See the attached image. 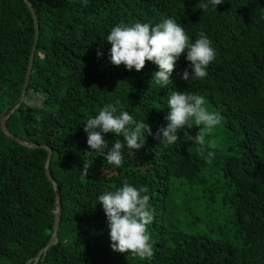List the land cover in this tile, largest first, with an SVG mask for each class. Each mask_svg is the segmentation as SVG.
Here are the masks:
<instances>
[{
	"label": "trees",
	"instance_id": "1",
	"mask_svg": "<svg viewBox=\"0 0 264 264\" xmlns=\"http://www.w3.org/2000/svg\"><path fill=\"white\" fill-rule=\"evenodd\" d=\"M29 2L39 36L20 101L34 17L24 0H0V119L8 114L10 133L52 149L58 240L35 264H264V0H225L207 12L197 7L200 0ZM166 18L180 23L192 42L200 32L213 42L216 58L206 78L182 79L185 69L191 72L186 54L166 88L150 83L159 70L152 62L140 72L110 62L106 37L115 25L155 26ZM174 90L199 93L209 110L221 113L213 145H197L183 133L174 145L155 138L168 124L167 98ZM31 92L37 103L26 100ZM116 100L153 133L141 150L124 152L119 168L91 151L83 130L89 117ZM197 131L190 130L193 136ZM105 139L111 146L117 137ZM46 157L45 147L19 144L0 126V264H25L52 234L55 190ZM83 161L92 168L82 179ZM124 180L149 188L155 210L150 258L111 248L98 197ZM193 210L203 217L208 210L207 221L197 223Z\"/></svg>",
	"mask_w": 264,
	"mask_h": 264
},
{
	"label": "clouds",
	"instance_id": "2",
	"mask_svg": "<svg viewBox=\"0 0 264 264\" xmlns=\"http://www.w3.org/2000/svg\"><path fill=\"white\" fill-rule=\"evenodd\" d=\"M225 0H200L197 7L207 12L211 7L217 10ZM111 45L110 62L114 66H125L128 71L137 72L146 67L147 62L158 66L153 73L151 84L165 87L173 83L171 76L180 57L186 54L190 62L191 72L185 69L182 79H203L208 75V67L216 58L213 42L200 32L195 42L189 37L185 28L175 19L166 18L153 26L150 23L121 22L115 25L106 37ZM98 57L103 55L98 49ZM170 109L166 120L168 124L155 134V138L165 146L174 145L180 139L181 133L187 140L200 146H210L214 129L223 120L219 111H211L206 106L205 96L189 91H172L167 98ZM197 128L195 136L190 132ZM87 133V144L91 151L98 152L107 163L119 168L124 161V152L141 150L146 143V134L152 136L151 126L144 121H137L128 111L122 110L119 100L107 103L94 117H89L84 125ZM115 134L117 139L109 146L105 134ZM120 137H123L121 141ZM208 152V156H213ZM92 168L90 162L83 161L81 178L89 177ZM148 186L134 187L127 180L122 187L104 191L99 197V203L107 217V226L114 252L127 253L141 259L154 255L151 235L148 226L154 221L155 210L150 207Z\"/></svg>",
	"mask_w": 264,
	"mask_h": 264
},
{
	"label": "water",
	"instance_id": "3",
	"mask_svg": "<svg viewBox=\"0 0 264 264\" xmlns=\"http://www.w3.org/2000/svg\"><path fill=\"white\" fill-rule=\"evenodd\" d=\"M28 9L30 10L32 16L34 17V39H33V44H32V48L30 51V56H29V60H28V65H27V70H26V75H25V79H24V84L21 90V94L19 97V100L22 101L27 89V84H28V78H29V74H30V70H31V66L33 64V57H34V53H35V48H36V44L38 41V36H39V25H38V20H37V16L35 13V10L33 8V6L31 5V3L29 2V0H24ZM13 109L10 110V112H12ZM7 115H5L4 117H2L0 119V126L3 129V131L5 132V134L9 137H11L13 140H15L16 142H18L19 144H23L26 146H30V147H37V146H41V147H45L47 149V157H46V161L44 164V169H45V174L47 176V178L49 180H51L54 190H55V210H54V221H53V226H52V234L48 240V242L37 252V254L31 258L28 259L25 264H35L37 259L41 256H43L47 250L57 242L58 237H57V229H58V225H59V219H60V193H59V188L56 184V181L52 178L50 170H49V162L51 160V156H52V149L50 147H48L45 144H37V143H28L23 141L22 139L18 138L17 136L13 135L12 133H10L5 125H4V121Z\"/></svg>",
	"mask_w": 264,
	"mask_h": 264
},
{
	"label": "rangeland",
	"instance_id": "4",
	"mask_svg": "<svg viewBox=\"0 0 264 264\" xmlns=\"http://www.w3.org/2000/svg\"><path fill=\"white\" fill-rule=\"evenodd\" d=\"M36 13V12H35ZM27 99H29V100H34V102H38L37 101V99H38V96L37 95H35V93H33V92H31V94H28L27 96H26V100ZM223 212H225V210H224V208H223ZM189 215L191 216V217H194L195 218V216L197 217V216H200V219L199 220H196V222L197 223H200L201 221H203V222H206L207 221V216H208V210H207V213H206V217H203V214H201L198 210H193L192 212H189ZM184 220H186V218L185 217H183V222H184Z\"/></svg>",
	"mask_w": 264,
	"mask_h": 264
}]
</instances>
